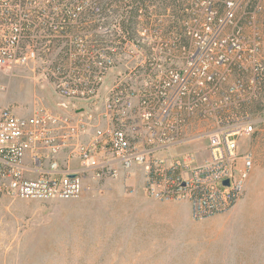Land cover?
I'll use <instances>...</instances> for the list:
<instances>
[{"label": "built area", "instance_id": "built-area-1", "mask_svg": "<svg viewBox=\"0 0 264 264\" xmlns=\"http://www.w3.org/2000/svg\"><path fill=\"white\" fill-rule=\"evenodd\" d=\"M127 1L130 36L94 40ZM159 1L0 0V93L27 73L61 100L0 106V198L75 200L139 171L194 222L234 208L254 168L241 142L262 123L261 0Z\"/></svg>", "mask_w": 264, "mask_h": 264}, {"label": "rangeland", "instance_id": "rangeland-1", "mask_svg": "<svg viewBox=\"0 0 264 264\" xmlns=\"http://www.w3.org/2000/svg\"><path fill=\"white\" fill-rule=\"evenodd\" d=\"M129 4L124 14L121 3L112 4V17L95 26L92 38L117 42L129 37L126 31L130 30L118 25L134 30ZM261 7L264 60V0ZM21 76L0 93V106L28 116L38 104L61 102L50 84H37L27 73ZM259 109L258 132L240 147L242 152H252L254 168L242 198L230 212L194 222L187 203L147 197L139 171L75 200L1 197L0 264H264V93ZM204 144L205 138L174 151Z\"/></svg>", "mask_w": 264, "mask_h": 264}, {"label": "water", "instance_id": "water-1", "mask_svg": "<svg viewBox=\"0 0 264 264\" xmlns=\"http://www.w3.org/2000/svg\"><path fill=\"white\" fill-rule=\"evenodd\" d=\"M224 185H228V182H227V181H225V182H224Z\"/></svg>", "mask_w": 264, "mask_h": 264}, {"label": "crops", "instance_id": "crops-1", "mask_svg": "<svg viewBox=\"0 0 264 264\" xmlns=\"http://www.w3.org/2000/svg\"><path fill=\"white\" fill-rule=\"evenodd\" d=\"M3 102V101H2ZM3 104V103H2Z\"/></svg>", "mask_w": 264, "mask_h": 264}]
</instances>
